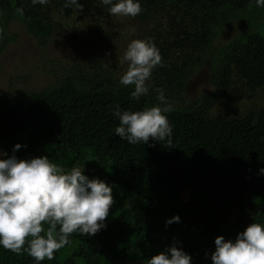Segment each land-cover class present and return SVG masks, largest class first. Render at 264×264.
<instances>
[{"label": "trees", "instance_id": "obj_1", "mask_svg": "<svg viewBox=\"0 0 264 264\" xmlns=\"http://www.w3.org/2000/svg\"><path fill=\"white\" fill-rule=\"evenodd\" d=\"M78 2L81 9L65 8L64 0L43 6L0 0V52L12 19L44 44L58 26L55 16L80 14L95 23L114 16L100 0ZM141 6L143 11L132 18L143 25L139 39H151L160 50L162 66L153 70L150 83L163 88L167 100L184 97L202 55L231 18L264 11L254 0H141ZM93 63L52 88L14 100L0 97V155H13L19 143L18 159L47 156L66 170L78 166L90 179L112 186L106 227L91 236L72 233L52 260L40 264L147 262L173 244L191 256V264H213L217 236L234 241L250 223L264 221V174L259 173L264 168V105L239 117L208 114L221 98L252 99L264 90V28L221 47L212 74L215 91L206 104L183 103L166 113L173 126L171 144H129L115 134V104L138 110L155 105V93L130 99L131 85H121L101 61ZM173 216L179 222L166 223ZM0 264L35 261L25 252L0 248Z\"/></svg>", "mask_w": 264, "mask_h": 264}, {"label": "clouds", "instance_id": "obj_2", "mask_svg": "<svg viewBox=\"0 0 264 264\" xmlns=\"http://www.w3.org/2000/svg\"><path fill=\"white\" fill-rule=\"evenodd\" d=\"M50 0H31L46 5ZM114 16L135 17L143 9L141 0H100ZM264 7V0H254ZM65 8L81 9L78 0H64ZM23 12V9H17ZM121 64H127L119 83L131 85L130 99L155 93L157 104L138 110H121L115 104L112 114L119 120L115 134L129 144L172 142L173 126L166 113L173 110L163 88L151 86L153 70L162 66L159 48L151 39H132L126 46ZM21 145L13 155H0V248L16 254L27 253L35 264L52 260L75 232L91 236L106 227L105 218L114 203L112 186L98 178H89L83 168L70 169L51 162L47 156L18 159ZM264 174V168L259 169ZM179 222V216L166 220ZM43 222V223H42ZM48 227L45 229L44 225ZM57 226H59L57 230ZM213 264H264V221L250 223L235 240L217 236ZM147 264H191V256L175 244L153 255Z\"/></svg>", "mask_w": 264, "mask_h": 264}, {"label": "rangeland", "instance_id": "obj_3", "mask_svg": "<svg viewBox=\"0 0 264 264\" xmlns=\"http://www.w3.org/2000/svg\"><path fill=\"white\" fill-rule=\"evenodd\" d=\"M54 19L58 26L44 44L32 36L20 20L12 19L5 26L8 39L0 52V97L14 100L25 92L52 88L65 76L77 74L85 66V70H89L93 62L101 61L105 68L120 77L127 67L126 63H120V58L127 44L132 39H139L143 29V25L131 16H112L98 23L91 16L80 14L67 19L55 16ZM263 22V9L238 13L231 18L217 34L211 49L202 55V61L186 83L184 97L168 100L172 107L182 106L183 103L185 107L206 104L207 96H212L215 91L212 74L221 47L239 36L255 32L258 26L264 28ZM263 105L264 90H259L252 95V99L221 98L209 107L208 114L239 117ZM120 264L147 262L125 261Z\"/></svg>", "mask_w": 264, "mask_h": 264}]
</instances>
